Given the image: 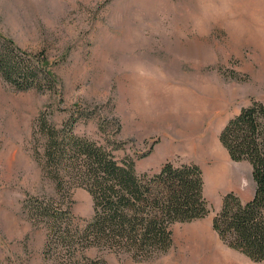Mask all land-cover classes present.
Instances as JSON below:
<instances>
[{
    "label": "rangeland",
    "instance_id": "374dc122",
    "mask_svg": "<svg viewBox=\"0 0 264 264\" xmlns=\"http://www.w3.org/2000/svg\"><path fill=\"white\" fill-rule=\"evenodd\" d=\"M0 35L55 62L57 78L54 90L19 92L0 77V264H264L221 240L229 260L203 263L215 246L200 245V223L173 224L170 249L144 262L47 248V225L30 210L36 199L67 210L71 232L93 215L85 189L61 193L45 174L41 115L57 128L78 117L74 134L118 146L116 160L133 158L139 175L200 160L203 220L229 192L252 199L249 163L233 162L219 134L241 108L264 104V0H0Z\"/></svg>",
    "mask_w": 264,
    "mask_h": 264
},
{
    "label": "trees",
    "instance_id": "16d2710c",
    "mask_svg": "<svg viewBox=\"0 0 264 264\" xmlns=\"http://www.w3.org/2000/svg\"><path fill=\"white\" fill-rule=\"evenodd\" d=\"M54 64L43 53L24 52L11 39L0 35V77L14 90H54L57 84ZM39 118L36 133L43 142L41 163L45 174L61 193L85 189L92 198L93 209L91 220L71 232L61 226L72 219L67 210L50 207L48 202L37 199L30 203L34 217L47 225L50 239L47 248L50 244L66 249L78 246L82 252L96 248L116 255L127 254L136 262L149 261L170 249L173 224L191 223L209 214L203 195V174L197 164L174 165L167 161L158 172L139 175L133 158L116 160L113 149L118 146L109 149L74 134L78 117L73 114L60 128L44 115ZM219 142L233 162L249 163L255 191L246 203L233 193L226 194L212 219V229L226 246L253 262H261L264 104L254 100L241 108L221 130ZM80 258L90 264L103 262Z\"/></svg>",
    "mask_w": 264,
    "mask_h": 264
},
{
    "label": "crops",
    "instance_id": "0c3cea01",
    "mask_svg": "<svg viewBox=\"0 0 264 264\" xmlns=\"http://www.w3.org/2000/svg\"><path fill=\"white\" fill-rule=\"evenodd\" d=\"M193 162H195V164L200 166V160L199 161H193ZM248 167L250 169V165H248ZM219 171H221V170H215V177L214 178H217V176L221 175V172H219ZM250 173H251V170H250ZM252 194H254V192ZM246 202H247V200L244 203H246ZM191 223H195V224L200 223V245L206 244L207 246L208 245L209 246H215L214 251H213V255H207L208 259L204 258L203 263L204 262L205 263L212 262V260H214L215 258H223V255H224V258L226 257L228 259V256L230 255V253L221 249V247H220L221 241H220V238L216 235V232H214L212 229V221L207 220V219H204V220L202 219V220L194 221ZM202 248L203 247H201V249ZM227 259H225V262H228L229 259L228 260Z\"/></svg>",
    "mask_w": 264,
    "mask_h": 264
}]
</instances>
